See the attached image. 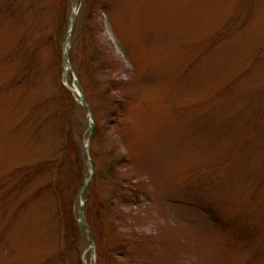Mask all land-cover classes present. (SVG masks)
I'll return each mask as SVG.
<instances>
[{"label":"rangeland","instance_id":"rangeland-1","mask_svg":"<svg viewBox=\"0 0 264 264\" xmlns=\"http://www.w3.org/2000/svg\"><path fill=\"white\" fill-rule=\"evenodd\" d=\"M74 3L0 0V264H66L50 183L77 214L88 174L61 58ZM82 8L72 66L106 127L87 188L96 264H264V0ZM76 229L66 251L88 264Z\"/></svg>","mask_w":264,"mask_h":264},{"label":"water","instance_id":"water-1","mask_svg":"<svg viewBox=\"0 0 264 264\" xmlns=\"http://www.w3.org/2000/svg\"><path fill=\"white\" fill-rule=\"evenodd\" d=\"M70 35V32H68V34L66 35V37H65V40H64V46H65V48H66V50H65V56H66V59H67V64H69V54H68V50H69V45H68V43H67V41H68V39H69V36ZM87 118H89V121H90V129H91V132H93V130H94V122L92 121V117L90 116V114H88V117ZM85 156H86V158H87V148H85ZM80 224H81V226H82V228H84L85 229V226H84V224H83V222L80 220Z\"/></svg>","mask_w":264,"mask_h":264}]
</instances>
